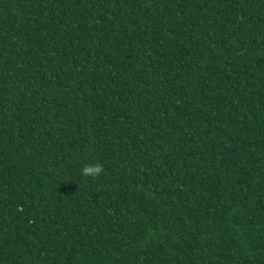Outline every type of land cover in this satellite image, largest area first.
Wrapping results in <instances>:
<instances>
[{
  "label": "trees",
  "instance_id": "1",
  "mask_svg": "<svg viewBox=\"0 0 264 264\" xmlns=\"http://www.w3.org/2000/svg\"><path fill=\"white\" fill-rule=\"evenodd\" d=\"M0 264H264V0H0Z\"/></svg>",
  "mask_w": 264,
  "mask_h": 264
},
{
  "label": "clouds",
  "instance_id": "2",
  "mask_svg": "<svg viewBox=\"0 0 264 264\" xmlns=\"http://www.w3.org/2000/svg\"><path fill=\"white\" fill-rule=\"evenodd\" d=\"M103 165L97 163L95 165H86L82 168V175L85 177L96 178L103 172Z\"/></svg>",
  "mask_w": 264,
  "mask_h": 264
}]
</instances>
